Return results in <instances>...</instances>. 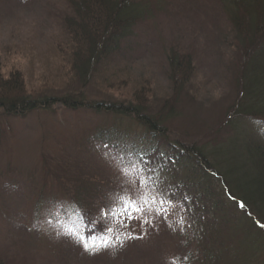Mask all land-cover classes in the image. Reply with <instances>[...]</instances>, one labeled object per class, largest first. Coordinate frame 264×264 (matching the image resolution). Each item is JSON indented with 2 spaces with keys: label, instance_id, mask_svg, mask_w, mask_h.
Returning a JSON list of instances; mask_svg holds the SVG:
<instances>
[{
  "label": "trees",
  "instance_id": "1",
  "mask_svg": "<svg viewBox=\"0 0 264 264\" xmlns=\"http://www.w3.org/2000/svg\"><path fill=\"white\" fill-rule=\"evenodd\" d=\"M216 1L241 62L242 97L218 129L193 143L171 137L168 117L154 113L148 82L124 89L123 69L99 74L134 26L157 12L149 0H70L73 16L64 21L67 35H44L42 47L34 44L35 32L14 45L11 55L26 57L33 72L3 60L0 121L24 120L44 110L58 127L64 118L51 112L57 108L72 113L90 109L98 120L111 119L85 130L66 149L68 170L54 174V185L34 189L36 227L42 226V214L50 213L53 220L60 216L69 228L80 231L86 244L98 242L125 212V191L135 195L139 189L149 203L156 197V205H147L151 214L167 210L157 216L154 235L161 225L164 234L169 227L168 235H176L173 264H264V0ZM190 58L171 52L173 96L180 97L179 103L196 66ZM93 94L102 99L92 102ZM173 106L165 107L168 113L177 110ZM3 136L0 130V139ZM133 175L141 184L129 183ZM40 177L52 181L46 174ZM129 211L136 215L134 209ZM7 257H0V264H12Z\"/></svg>",
  "mask_w": 264,
  "mask_h": 264
},
{
  "label": "rangeland",
  "instance_id": "2",
  "mask_svg": "<svg viewBox=\"0 0 264 264\" xmlns=\"http://www.w3.org/2000/svg\"><path fill=\"white\" fill-rule=\"evenodd\" d=\"M149 1L152 9L158 6L157 12H150L134 26L131 35L106 60L99 74L107 76L123 69L124 89L148 82L154 92V113L168 117L171 137L197 142L208 130L218 129L221 121L227 120L226 112L242 97L237 67L241 62L232 51L226 15L215 0ZM69 2L0 0V66L6 59L11 62L10 67L31 72L26 57L18 59L21 57L11 55L14 45L25 42L35 32L34 44L42 47L44 35L56 39L67 35L64 21L73 16ZM173 50L191 56L196 65L187 77L189 83L180 94V103V97L173 96L171 81ZM90 90L96 93L94 87ZM90 98L92 102L102 99L97 94ZM173 105L177 110L170 114L165 107ZM55 111L64 118L58 127L44 110L34 112L28 119L0 121V130L4 132L0 139V196L3 197L0 199V257L8 256L12 264H173L174 248L178 244L176 235L174 238L168 235L169 227L164 234L163 225L154 235L159 225L156 218L162 213L136 211L132 216L138 219H129L126 212L119 213L121 217L113 221L115 225L100 241L87 244L81 240L80 231L69 228L60 216L53 220L46 212L47 217L42 214V226L36 227L32 210L34 189L50 186L52 182L54 185V174L68 170L66 149L85 130L91 132L111 120L96 119L90 109L72 113L57 108L51 112ZM45 174L52 181L42 182L40 176ZM134 176L135 184H141L142 179ZM54 194H59L57 188ZM64 195L60 194L59 198ZM154 205L150 201L148 206ZM138 235L143 237L138 240ZM103 241H107V247Z\"/></svg>",
  "mask_w": 264,
  "mask_h": 264
},
{
  "label": "snow or ice",
  "instance_id": "3",
  "mask_svg": "<svg viewBox=\"0 0 264 264\" xmlns=\"http://www.w3.org/2000/svg\"><path fill=\"white\" fill-rule=\"evenodd\" d=\"M122 174L127 175V173L124 172L123 169H121ZM129 183H132L135 186V181H131L129 180ZM151 191V190H149ZM123 205L125 208V212L128 215L129 219H138V217H133L132 213L129 211V209H134L135 211H138L140 213H144L145 211H147V205L149 204V198H146L144 196V194L142 192H140L139 189H136L135 195H131L129 194L127 191H125L124 196H123ZM151 202L155 203L156 202V197L153 195L150 197ZM142 200L143 203H138V201ZM161 204L164 203L163 200L160 201ZM167 211L164 208H160L157 210V214H160L162 212ZM145 222H147V220H145ZM104 247H107V241H103L102 242ZM174 264H178V262H174Z\"/></svg>",
  "mask_w": 264,
  "mask_h": 264
}]
</instances>
